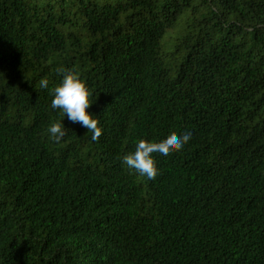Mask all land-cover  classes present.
Wrapping results in <instances>:
<instances>
[{"label": "trees", "instance_id": "16d2710c", "mask_svg": "<svg viewBox=\"0 0 264 264\" xmlns=\"http://www.w3.org/2000/svg\"><path fill=\"white\" fill-rule=\"evenodd\" d=\"M68 72L98 141L51 107ZM0 264H264V0H0Z\"/></svg>", "mask_w": 264, "mask_h": 264}, {"label": "clouds", "instance_id": "9594fccd", "mask_svg": "<svg viewBox=\"0 0 264 264\" xmlns=\"http://www.w3.org/2000/svg\"><path fill=\"white\" fill-rule=\"evenodd\" d=\"M58 71H63L59 69ZM41 86L48 87V81L42 80ZM92 92L87 83L78 73L68 72L64 75L62 83L54 89V99L51 107L59 109L72 123H79L92 133L91 139L98 141L102 135L100 121L94 118L88 109L94 104ZM96 103V102H95ZM64 124L53 123L48 131L55 142H60L68 133ZM191 140V132L185 131L182 135L172 132L168 137L159 142H149L141 139L136 145L134 153L123 157V164L134 169L137 173L155 180L159 170L154 159V154L170 156L183 150L184 146Z\"/></svg>", "mask_w": 264, "mask_h": 264}]
</instances>
